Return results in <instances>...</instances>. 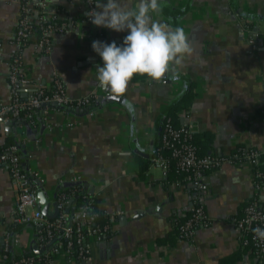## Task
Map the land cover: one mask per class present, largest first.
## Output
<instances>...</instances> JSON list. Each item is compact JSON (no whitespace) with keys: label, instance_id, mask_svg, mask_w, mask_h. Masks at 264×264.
I'll use <instances>...</instances> for the list:
<instances>
[{"label":"crops","instance_id":"1","mask_svg":"<svg viewBox=\"0 0 264 264\" xmlns=\"http://www.w3.org/2000/svg\"><path fill=\"white\" fill-rule=\"evenodd\" d=\"M23 1L0 0V105L11 101L7 62L13 54H20L33 84L48 86L55 73L67 99L92 100L87 108L39 106L32 111L31 124L0 117V145L10 136L20 137L27 152L23 163L36 172L49 212L56 208L54 201L59 206L56 195L63 184L78 181L111 216L108 236L87 239L91 258L66 262L58 254L56 264H221L223 259L225 264H264V258L255 259L240 244L234 224L253 193L250 163H224L205 172L199 194L190 184L168 181L166 169L151 162L165 109L187 80L195 82V95L190 107L178 112L179 123L192 134L210 133L209 152L231 153L239 144L264 149V114L259 112L264 104V0H163L162 12L153 19L182 27L194 53L185 58L178 78L131 80L120 96L99 86L97 66L103 61L92 43L123 41L127 31L93 25L85 19L84 0H45L43 11L40 0H29L34 22L43 13L68 25L51 36L49 51H39L33 39L24 45L14 41ZM124 2L134 7L138 0ZM249 35L256 43L253 53ZM32 89L25 86L20 96ZM16 197V186L1 166L0 251L7 242L14 254L42 253L46 246L38 244L39 227L30 219L8 228L15 223ZM198 201L210 224L198 227L190 240H178L171 235L173 220ZM259 202L264 208V187ZM236 253L240 258L228 262Z\"/></svg>","mask_w":264,"mask_h":264},{"label":"built area","instance_id":"2","mask_svg":"<svg viewBox=\"0 0 264 264\" xmlns=\"http://www.w3.org/2000/svg\"><path fill=\"white\" fill-rule=\"evenodd\" d=\"M22 14L17 20L16 30L14 32V41L20 45L26 44L29 40H35L39 51L47 52L51 49V36L56 33H62L67 28V23L63 20L58 21L55 16L46 17L40 14L39 20L34 22L28 15V2L24 0ZM86 5L85 19L91 22L87 15L95 9V0H84ZM45 8V0H40V10ZM249 51L253 53L256 49L254 37L249 35ZM123 41L117 42L122 45ZM8 64V80L10 84L11 101L8 104L0 105V117H19L20 111L27 108L25 117L28 123H32V109L39 107L41 103L49 104L52 101L57 105L86 106L89 104V97L85 96L75 101H70L64 94L63 83L60 78L53 73L51 84L48 86L33 84V81L22 69L20 54H13ZM31 92L21 98L20 92L25 86H31ZM48 91H47V90ZM46 90V91H45ZM70 124V123H69ZM23 127L20 133L23 135ZM20 138V137H19ZM18 138V142L20 139ZM161 148L170 150L172 157L176 159L178 168L186 172V177L190 180V185L194 190L201 192L204 189L203 175L206 171L216 169L224 163L248 162L252 165V188L253 193L245 202L242 213L235 217L234 224L239 235L240 244L248 248L255 259L264 258V239L258 237L254 229H264V208L259 202L260 191L264 187V169H254L260 163L257 149H244L241 152L233 151L227 154H206L198 155L196 145L192 141V132L185 126L176 128L171 125L168 119L164 120L160 132V146L155 150L152 157V163L156 166L166 169V160L160 152ZM0 164L5 166L17 190V197L13 206V220L15 222H24L30 219L40 230L38 235V244L49 246L54 241V236L58 231L62 232L65 238L64 246L62 243H56L45 253V260L39 261L32 255L21 256L17 264H56V256L63 254L66 262L75 260L70 252V247L76 244L78 248L77 257L79 261H86L91 258V251L88 247L87 239L90 236L102 239V231H107L108 225L102 228L92 226L93 214L89 213L91 201H86L75 205L69 223L67 217L69 214L62 211L58 216L49 221L43 213L37 209L38 196L37 188L29 179V174L23 169V163L20 160L17 143H12L5 150L0 151ZM32 176H37L35 171H30ZM179 184L178 181H175ZM72 194L66 191H60L57 195L59 205L66 206ZM32 209L30 215L28 209ZM189 216L181 221L177 226L178 240H190L198 227L210 224L208 215L204 209L203 202H195L189 209ZM73 224V225H72ZM8 248L6 242L3 249ZM5 257V254L2 255Z\"/></svg>","mask_w":264,"mask_h":264},{"label":"clouds","instance_id":"3","mask_svg":"<svg viewBox=\"0 0 264 264\" xmlns=\"http://www.w3.org/2000/svg\"><path fill=\"white\" fill-rule=\"evenodd\" d=\"M163 0H138L133 7L124 0H95L87 15L91 23L115 32H125L122 45L93 41L92 48L103 61L96 79L101 88L114 96L123 95L134 76L164 82L166 76L178 78V69L194 53L192 39L182 27L172 28L153 19L162 12ZM264 239V229H254Z\"/></svg>","mask_w":264,"mask_h":264},{"label":"trees","instance_id":"4","mask_svg":"<svg viewBox=\"0 0 264 264\" xmlns=\"http://www.w3.org/2000/svg\"><path fill=\"white\" fill-rule=\"evenodd\" d=\"M35 1V0H34ZM61 19L58 18V21H60ZM146 78V76H134V78L132 79L133 81L135 80H144ZM47 90V89H46ZM45 90V91H46ZM48 91V90H47ZM195 95V82L192 80H187L185 87L182 91V93L174 98L166 107L165 109V114L163 115V120L168 119L169 122L171 123V125L173 127L176 128H181L184 127V125L179 123V117H178V112L180 110H187L194 98ZM22 99H24V97L21 96ZM91 96L89 97V104L86 105V108L88 106H90L91 104ZM67 104L65 105H57V108L66 110L67 109ZM37 109V107H33V112ZM28 112L27 108H23L20 111V115L19 117H16L17 119H19L20 121H23L25 123L28 122V119L25 117V114ZM259 112L264 114V104L261 105V107L259 108ZM192 141L193 143L196 145V151L198 155H206V154H213V151L209 152L210 149V144L212 141V135L210 133H198V134H192ZM12 143H17L18 145V151L20 154V160L21 163L25 162L26 156H27V152L24 150V145L21 142H18L17 139L14 136H10L9 138L6 139V141L0 145V151L5 150L6 147ZM160 146V137H159V142L156 145V148H159ZM244 149H256L255 147H251V146H245L242 144L237 145L231 152L233 151H237V152H241ZM258 150V154H259V160L260 163L257 166H254V169H264V149L263 150ZM161 154L163 155V157L166 160V172H167V176L166 179L170 182H175L178 181L180 184H182L181 186L186 187L187 185L190 184V180L186 177V172L181 171L176 163V159L174 157L171 156L170 154V150L167 148H161L160 149ZM23 169L25 171L28 172V176L29 179L32 183H34L37 186L38 180L35 179L34 176H32V174L29 172L28 167L26 166V164L23 163ZM2 165L0 164V167ZM143 169H145V166L142 167ZM209 171V170H208ZM207 172V171H206ZM64 187H59L60 191L62 189V191H66L72 194V200L74 205H78L80 203L86 202V201H91V209H89V213L93 214V220L91 221V225L94 226H99V227H103L105 224L108 225L107 231H102V233L100 234L102 237L104 236H108L111 233L110 230V222H111V216L107 215L106 213H104L100 208L97 207V197H95L94 195L90 194L88 189L86 187H83L80 183L76 182V183H72V182H67L63 184ZM57 197V195H56ZM61 206V207H60ZM59 207L61 208V210L58 212V214L62 211H64V206L59 205ZM58 214L54 217L49 219V221L54 220ZM190 214L189 210L182 216H176V218L173 220L172 225H173V230H172V236H175V238H177V226L178 224L183 221L186 217H188ZM70 219L67 217V222L69 223ZM19 222H15V223H11L9 224L8 228L9 230L12 231V227L16 226V224ZM21 224V222H20ZM73 225V224H72ZM8 230V229H7ZM8 230V231H9ZM11 231H9L11 233ZM42 232V234L44 233L43 230H40V232L38 233V235ZM54 241L49 244V246H46V249L44 250V252L42 253H32L30 251H23L21 254H14L12 253L11 248L8 246V248L6 250L1 249L0 251V263L1 264H17L19 261V258L21 256H29L32 255L35 258H37L39 261H44L45 260V253L48 252L50 250V247L56 243H62V245L64 246L65 244V238L62 236V232L58 231L57 235H55L54 237ZM178 239V238H177ZM38 241V239H37ZM70 252L71 254L75 257V260H79V258L77 257V252H78V248L76 246V244H73L70 247ZM5 254V257H2V255ZM240 258V254L236 253L233 254L232 256H230L227 261L228 262H232L235 261L237 259ZM223 259L221 261V264H225ZM229 264V263H227Z\"/></svg>","mask_w":264,"mask_h":264},{"label":"water","instance_id":"5","mask_svg":"<svg viewBox=\"0 0 264 264\" xmlns=\"http://www.w3.org/2000/svg\"><path fill=\"white\" fill-rule=\"evenodd\" d=\"M49 104L55 105L56 102L55 101H52ZM46 105H48V104L47 103H41L40 107H45ZM75 109H77V108H74V110ZM76 182H78V181H74L73 183H76ZM200 193L201 192H199V194ZM37 196H38L37 209H39L46 218H48V219L54 218L58 214V212H59L58 211L59 210L58 209L59 206H57V201H54V203H53V205L56 207L55 210L53 212H49L48 211L49 201H48L47 195L42 190V188L39 187V186L37 188ZM74 208H75V206H74L73 200L72 199H69L68 202H67V204H66V207L64 209V212H66V213L69 214V219L72 216V212H73ZM33 246L35 247V245H33Z\"/></svg>","mask_w":264,"mask_h":264}]
</instances>
